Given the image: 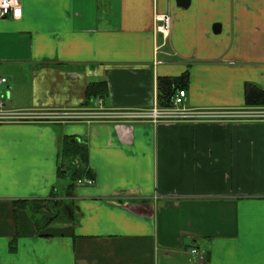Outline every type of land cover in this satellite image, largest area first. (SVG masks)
<instances>
[{
    "label": "crops",
    "instance_id": "1",
    "mask_svg": "<svg viewBox=\"0 0 264 264\" xmlns=\"http://www.w3.org/2000/svg\"><path fill=\"white\" fill-rule=\"evenodd\" d=\"M20 1L0 18L6 108L150 109L187 72L186 108L242 117L0 124V264H264V106L245 98L264 97V0ZM67 139L92 185L58 178Z\"/></svg>",
    "mask_w": 264,
    "mask_h": 264
},
{
    "label": "built area",
    "instance_id": "2",
    "mask_svg": "<svg viewBox=\"0 0 264 264\" xmlns=\"http://www.w3.org/2000/svg\"><path fill=\"white\" fill-rule=\"evenodd\" d=\"M22 16L20 0H0V18L10 17L19 19ZM155 30L162 35L165 41L169 29L170 18L168 15L156 14L154 17ZM5 78L0 79L4 84ZM186 100L185 90H178L171 99L170 106L160 107L155 103L150 109L142 110H113V109H51V110H10L0 97V124H18V123H135L148 122L152 124L174 123L181 121L197 120H219L235 117H242L237 113H207L198 110H191L184 106ZM264 117V112L259 113ZM252 117L253 115H248ZM93 181L90 179H81L76 182L77 186H89ZM191 253L197 255L195 249Z\"/></svg>",
    "mask_w": 264,
    "mask_h": 264
},
{
    "label": "trees",
    "instance_id": "3",
    "mask_svg": "<svg viewBox=\"0 0 264 264\" xmlns=\"http://www.w3.org/2000/svg\"><path fill=\"white\" fill-rule=\"evenodd\" d=\"M188 74L185 72L179 77L159 78L157 81V105L167 107L178 90H184L187 86ZM103 89V88H102ZM102 89L99 85L87 90V95L101 96ZM246 103L255 106H264V97L261 90L250 87L246 91ZM263 108V107H262ZM61 163L58 167V178L67 177L69 191L74 189L78 180L91 177V171L87 169V148L77 143L74 139H67L60 152Z\"/></svg>",
    "mask_w": 264,
    "mask_h": 264
},
{
    "label": "water",
    "instance_id": "4",
    "mask_svg": "<svg viewBox=\"0 0 264 264\" xmlns=\"http://www.w3.org/2000/svg\"><path fill=\"white\" fill-rule=\"evenodd\" d=\"M176 3L179 7L187 8L189 6L190 0H176Z\"/></svg>",
    "mask_w": 264,
    "mask_h": 264
}]
</instances>
